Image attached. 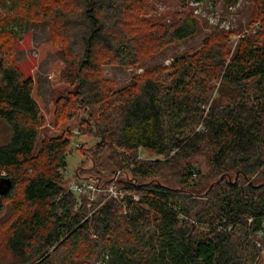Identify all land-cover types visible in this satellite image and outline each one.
<instances>
[{
  "label": "trees",
  "instance_id": "1",
  "mask_svg": "<svg viewBox=\"0 0 264 264\" xmlns=\"http://www.w3.org/2000/svg\"><path fill=\"white\" fill-rule=\"evenodd\" d=\"M31 1L29 8H42ZM72 1L69 10H52L58 33L71 40L66 58L77 83L61 95L59 112L83 111L81 134L99 138L97 152H119V196L75 209L63 173L70 137L37 146L44 118L34 80L0 49V119L12 130L0 146V178L11 180L0 208L7 201L16 214L10 258L0 264H247L243 253L256 257L264 230V180L251 181L264 169V0H250L252 27L212 32L200 49L148 67L120 89L102 78L104 65L136 66L153 56L140 50L143 39L159 51L197 35L198 20L182 13L165 26L141 21L153 0ZM238 2L224 0L228 8ZM10 24L23 29V17H0V32L9 34ZM141 148L163 158L140 159ZM197 155L208 160V173L191 160ZM204 190L209 207L200 214L194 196ZM191 218L208 222V232Z\"/></svg>",
  "mask_w": 264,
  "mask_h": 264
},
{
  "label": "rangeland",
  "instance_id": "2",
  "mask_svg": "<svg viewBox=\"0 0 264 264\" xmlns=\"http://www.w3.org/2000/svg\"><path fill=\"white\" fill-rule=\"evenodd\" d=\"M15 1L18 3L17 8L13 3ZM31 2V0H0V17H23L24 23L21 30L13 24L8 25L10 35L0 32V49L8 61L18 66L26 77H32L34 80L33 96L39 103L44 118L37 146H40V142L44 138L70 137V152L66 158L67 167L63 171L65 186L77 198L75 209L83 204L87 209L92 210L110 197L108 194L119 175V172H116L120 171L122 158L119 152L108 148L97 152L95 146L99 143V138L81 134L80 129L87 127L84 118H88V115L83 111L78 109L73 113V107H71V114H68L69 109L59 112L61 102L65 100L61 98V95L72 94L77 88V83L70 59L66 58V56L71 58V52L68 51L70 50L68 46L71 44L68 42L71 40L58 33L55 28V20L52 18V10H55L56 7L69 10L74 7V1L42 0V8L39 6L38 10L35 9L36 7L29 8ZM179 2L180 0H153L151 10L142 13L139 18L150 25L165 26L177 21L180 14L190 13L198 20L199 33L186 40L171 43L156 52L152 49L153 44L151 45L150 42H146L147 44L144 45V41L147 40L145 38L144 41L138 43L139 48L141 51L148 48L153 56L133 67L104 65L100 74L104 80H107L109 84L114 83L115 89H120L126 86L135 75L143 73L146 68L155 65L168 66L174 57L185 51L200 49L206 35L212 32L230 31L239 26H245L248 29L255 25H247L248 18L254 11V4L250 0H239L236 6L229 8L224 4V0H205L203 2L187 0L185 7L180 6ZM246 28L243 32L247 31ZM239 37V34H234L231 37L233 48ZM215 84L219 86L220 82L216 81ZM11 135L10 124L0 119V146L10 141ZM138 158L150 160L163 157L141 148L138 151ZM191 160L196 162L202 173L209 172L210 166L205 156L197 155ZM174 169H168L165 172L172 184L178 185ZM262 171V174L254 175L251 181L264 180V169ZM98 177L102 179L99 180ZM73 182L83 185L92 184L94 188L75 194L71 189ZM197 182L198 180L195 181V183ZM73 195H71L72 198ZM194 197L199 202L198 212L202 214L209 207V196L204 190L196 193ZM15 216L10 203L6 201L0 208V263L10 258V252L6 248V239L11 232L10 226ZM190 220L200 231L208 232V222L201 223L199 218ZM218 222L216 220L213 225H219ZM257 234L259 250L256 257L251 259L247 253H243L244 258L250 261H247V264H264V230ZM92 264H98V260Z\"/></svg>",
  "mask_w": 264,
  "mask_h": 264
},
{
  "label": "built area",
  "instance_id": "3",
  "mask_svg": "<svg viewBox=\"0 0 264 264\" xmlns=\"http://www.w3.org/2000/svg\"><path fill=\"white\" fill-rule=\"evenodd\" d=\"M3 176H4V173H3ZM93 185L92 184H81V183H77V182H73L71 184V189H72V192L75 193V194H78L80 192H83V191H87L89 189H93ZM108 196L110 197H118L119 196V192H118V189L116 187L115 184H113L111 186V191L110 193L108 194ZM136 199H138L137 197H135Z\"/></svg>",
  "mask_w": 264,
  "mask_h": 264
},
{
  "label": "water",
  "instance_id": "4",
  "mask_svg": "<svg viewBox=\"0 0 264 264\" xmlns=\"http://www.w3.org/2000/svg\"><path fill=\"white\" fill-rule=\"evenodd\" d=\"M10 186L11 180L9 178H0V194L7 192Z\"/></svg>",
  "mask_w": 264,
  "mask_h": 264
}]
</instances>
